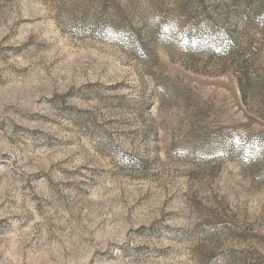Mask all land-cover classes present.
I'll use <instances>...</instances> for the list:
<instances>
[{"label":"rangeland","instance_id":"rangeland-1","mask_svg":"<svg viewBox=\"0 0 264 264\" xmlns=\"http://www.w3.org/2000/svg\"><path fill=\"white\" fill-rule=\"evenodd\" d=\"M0 264H264V0H0Z\"/></svg>","mask_w":264,"mask_h":264}]
</instances>
